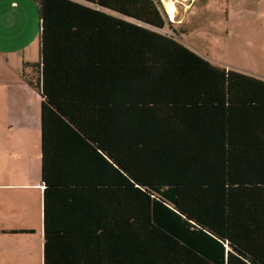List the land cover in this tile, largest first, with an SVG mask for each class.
<instances>
[{
  "label": "trees",
  "instance_id": "obj_1",
  "mask_svg": "<svg viewBox=\"0 0 264 264\" xmlns=\"http://www.w3.org/2000/svg\"><path fill=\"white\" fill-rule=\"evenodd\" d=\"M33 1L44 264H264V79L161 0Z\"/></svg>",
  "mask_w": 264,
  "mask_h": 264
},
{
  "label": "crops",
  "instance_id": "obj_2",
  "mask_svg": "<svg viewBox=\"0 0 264 264\" xmlns=\"http://www.w3.org/2000/svg\"><path fill=\"white\" fill-rule=\"evenodd\" d=\"M192 2L166 10L174 27L184 24L178 6ZM36 13L33 0H0V264H44L41 95L23 75L35 74L24 62L39 59ZM237 71L264 79V66Z\"/></svg>",
  "mask_w": 264,
  "mask_h": 264
},
{
  "label": "rangeland",
  "instance_id": "obj_3",
  "mask_svg": "<svg viewBox=\"0 0 264 264\" xmlns=\"http://www.w3.org/2000/svg\"><path fill=\"white\" fill-rule=\"evenodd\" d=\"M161 1L168 11L169 0ZM188 7L178 6L184 20L180 27L186 29L176 36L179 41L226 68L254 74L263 68L264 0H193ZM37 29L38 16L29 31L31 36L37 35Z\"/></svg>",
  "mask_w": 264,
  "mask_h": 264
},
{
  "label": "bare ground",
  "instance_id": "obj_4",
  "mask_svg": "<svg viewBox=\"0 0 264 264\" xmlns=\"http://www.w3.org/2000/svg\"><path fill=\"white\" fill-rule=\"evenodd\" d=\"M168 6H169V11L172 12L173 9H174V4H173V1L172 0H169L168 1Z\"/></svg>",
  "mask_w": 264,
  "mask_h": 264
}]
</instances>
